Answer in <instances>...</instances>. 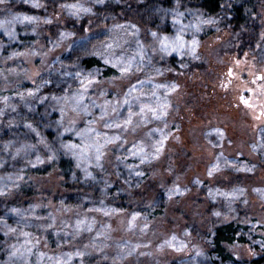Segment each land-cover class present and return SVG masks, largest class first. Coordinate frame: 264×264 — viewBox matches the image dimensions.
I'll return each mask as SVG.
<instances>
[{
	"label": "rangeland",
	"instance_id": "1",
	"mask_svg": "<svg viewBox=\"0 0 264 264\" xmlns=\"http://www.w3.org/2000/svg\"><path fill=\"white\" fill-rule=\"evenodd\" d=\"M95 1L61 4L46 42L0 60V113L22 105L42 124V158H28L46 167L59 156L73 168L67 181L56 171L30 176L39 195L0 209L5 264H251L264 252V0H249L257 3L246 30L254 44L242 52L229 29L199 42L194 23L168 11L139 33L107 18L90 28L101 34L93 52L120 72L130 68L141 34L159 59L194 58L191 73H168L160 84L72 70L73 34L57 26ZM196 18V25L205 19ZM49 128L54 138L44 140ZM145 169L161 196L147 192L146 180L140 187ZM75 182L72 192L63 188ZM115 182L142 193L107 203ZM146 203L151 213L135 209ZM155 209L162 214L150 218ZM232 220L249 243L227 247L236 260L224 263L209 244L213 227Z\"/></svg>",
	"mask_w": 264,
	"mask_h": 264
},
{
	"label": "trees",
	"instance_id": "2",
	"mask_svg": "<svg viewBox=\"0 0 264 264\" xmlns=\"http://www.w3.org/2000/svg\"><path fill=\"white\" fill-rule=\"evenodd\" d=\"M67 2L69 0H0V60L5 57L14 59L27 50L40 46L48 37L47 32L52 28V23L54 25L61 16L62 11H58L62 6L61 4ZM256 6L257 3L249 0H97L86 3L89 10L80 14L76 20L68 18V23L57 27L68 32L71 31L73 34L72 48L75 49H70L72 50L71 57L74 55L71 58L72 70L92 71L101 81L113 82L129 79L134 81L146 80L151 83L154 81L160 84L166 80L168 73L172 74L173 77L179 73H191L196 67L192 62L194 58L182 61L183 58L180 59L177 55H171L159 59L155 55L157 53L155 43L147 41L148 39H144L147 36L141 34L139 36L141 39H138L135 47L130 68L120 72L93 52L95 42L101 34L91 35L89 31L97 25L103 24L107 18V22L132 24L137 27L139 33L142 27H152L159 24L161 22L159 18L163 11H168L179 14L174 17L176 19L185 20L189 23L192 21L191 23L195 25L193 30H196L199 42L217 31L229 29L231 34L242 42L241 48H238L242 52L254 44L250 43L251 38L246 30L252 28L249 25L253 20L252 16L256 11ZM56 12L58 13L57 16ZM72 15L73 13H70V16ZM196 15L197 17L198 15L205 17L197 25L195 23ZM172 18L163 20L166 23L164 32L168 30L169 26L173 27ZM148 21L151 24L146 26ZM249 34L251 35V33ZM76 44L77 46H75ZM153 46L154 50H152ZM42 107L40 105L37 111ZM26 113L27 111L22 108V105L20 108L8 110L6 115L0 113L2 122H5L4 125L9 124L7 131H5L7 133L0 129V209L27 206L39 195L36 192L37 188L34 187V182L28 180L30 176L37 177L56 171L67 181L69 174L73 172L70 159L58 156L59 160L50 162L46 167L41 165L37 167L36 163L28 158L29 154H35V152H37L35 157L37 159L40 157L38 138L42 124L37 123L36 116H27ZM55 116V114L52 115V119L56 118ZM30 123H34V127H31ZM43 131L44 140H53L54 132L51 128ZM143 172L144 176L139 183L140 187L144 185L143 182L146 180L147 192L153 191L155 196L160 192L159 196H161L163 188L160 185H153L151 180H148L149 170L145 169ZM27 181L30 182L27 183ZM75 185L76 182L65 183L63 188L72 192L75 190ZM140 187L131 193L124 188V185H121V182H115L110 189H106L105 201L110 204L116 200H124V204L130 200L135 202L134 198L139 197V194L142 193ZM88 190H90L88 186L82 189L83 192ZM145 193L142 194L143 198H145ZM24 199L25 201H23ZM147 204H144L143 207L136 206L135 209L142 213L146 212L147 210L144 208L148 207ZM161 210H152L150 218L162 214ZM243 228L240 223L233 220L213 227L209 246L210 252L215 255L217 260L224 263L236 260L227 250V247L249 243L248 238L241 232ZM4 243V236L0 233V264H5L7 259ZM251 264H264V252L254 258Z\"/></svg>",
	"mask_w": 264,
	"mask_h": 264
}]
</instances>
